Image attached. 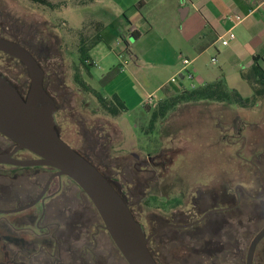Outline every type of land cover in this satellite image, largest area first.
Here are the masks:
<instances>
[{
    "label": "rangeland",
    "instance_id": "374dc122",
    "mask_svg": "<svg viewBox=\"0 0 264 264\" xmlns=\"http://www.w3.org/2000/svg\"><path fill=\"white\" fill-rule=\"evenodd\" d=\"M151 1L153 9L148 15V20H154L160 11L165 19L169 11L168 4ZM47 2L50 7L27 0H0V22L28 25L3 27L25 38L34 55L42 58V65H48V69L56 72L55 85L50 88V92L54 96L56 107L66 108L61 116L56 115V120L62 129L61 136L68 145L76 151L85 152L87 145L84 144L86 137L82 134V124L88 132L101 129L109 137L110 151L102 161L103 169L109 172L118 191L134 205L135 216L131 213L141 224L146 235L164 223H177V219H180L175 217L177 211L186 212L191 209L193 198L198 191L211 193L222 187L232 191L234 187L239 189L237 185L247 186L252 183L260 188L257 170L264 179V98L255 107L248 109L215 102L178 105L163 119L157 120L152 129L148 128L149 117L157 103L146 105L138 112L123 114L119 118L125 119L123 125H127L125 143L123 149H119L117 147L120 145L121 134L113 124L115 120L103 116L94 100L89 95L79 93L71 81L72 68L78 63L77 31L83 29L87 35L92 34L93 26L89 27V22L109 21L118 8L112 0ZM105 65H108V62L103 60L101 64L90 69L89 74L95 81L85 74L83 79L102 96L109 97L111 80L103 82L102 78L116 65L112 64L102 75L101 67ZM0 70L6 71L14 84L19 85V82L27 81L28 86L25 70L2 55ZM227 82L234 88L229 89L235 90L242 99L250 98L252 91L244 80L228 79ZM175 92L171 94L179 93ZM133 146H136L135 149H129ZM145 160L148 163L156 161L160 164L156 167L148 166ZM139 163L155 169V173L139 174V167L134 166ZM145 178L151 179L142 183ZM68 185L66 202L70 205L71 215L85 216L102 224L96 210L81 190L72 181ZM140 187L142 189L138 192ZM77 197L82 200L80 207L76 201ZM55 199L56 206L62 203L58 197ZM199 216L200 213H197L191 220ZM11 217L8 216L9 219ZM212 217L207 216L205 221ZM258 219L249 215L242 218L245 225L250 221V233L242 229L231 233L227 228L224 229L220 237L223 249L217 254L212 251L213 244L207 243L210 235L194 238L193 231L202 227L204 222L194 230H160L149 248L160 264H240V252L245 257L251 239L264 224V221ZM86 231L88 233L81 235L85 243L86 237L94 230L89 227ZM0 232L3 233L0 236V264H29L20 253L23 247L17 238L20 236L31 239V235L13 229ZM3 235H8L9 238L6 239ZM71 235L75 237L77 232L73 231ZM83 242L74 244L72 240V253L57 255L59 260H49L43 254H36L32 264H50L53 261L55 264H127L105 231L96 234L95 247L87 245L89 250L92 248V258L74 252L82 250L85 246L82 247ZM227 244L231 247L230 251L227 250ZM262 246L264 239L259 244L254 263L260 261L259 257L263 259L262 255L258 254ZM78 253L82 260L76 256Z\"/></svg>",
    "mask_w": 264,
    "mask_h": 264
},
{
    "label": "crops",
    "instance_id": "0c3cea01",
    "mask_svg": "<svg viewBox=\"0 0 264 264\" xmlns=\"http://www.w3.org/2000/svg\"><path fill=\"white\" fill-rule=\"evenodd\" d=\"M112 1L118 8L116 14L101 21L102 42L89 54L94 66L108 62L101 67L102 75L112 64L118 68L108 94L123 101L127 108L124 114L140 111L148 105L149 97L151 104L160 102L166 95L163 89L179 91L169 81L181 75L182 59L189 60L186 71L192 75L191 81L178 78L183 88L216 79L233 88L228 79L240 80V72L253 64L254 57L264 70V0H156L157 4L166 2L169 11L165 19L160 11L152 21L148 20L151 0ZM232 14L245 19L233 26L226 18ZM229 29L234 39L222 46L219 38ZM125 121L118 118L113 123L121 134L119 149L125 143Z\"/></svg>",
    "mask_w": 264,
    "mask_h": 264
},
{
    "label": "flooded vegetation",
    "instance_id": "af4514ba",
    "mask_svg": "<svg viewBox=\"0 0 264 264\" xmlns=\"http://www.w3.org/2000/svg\"><path fill=\"white\" fill-rule=\"evenodd\" d=\"M3 26L28 25L25 23L15 24L0 22V38L18 43L33 56L43 71V86L55 102L54 96L52 92H50V88H54L56 72L52 71V69H48V65H42V58L40 56L34 55V53L28 47L29 43L25 42V38L10 32L7 27ZM28 41L32 40L28 39ZM0 55L15 65H19L23 71L25 70L24 66L16 59L1 52ZM24 74L27 77L26 70ZM0 75L5 77L7 81L16 87L21 95L25 94L27 90H25L27 87V81L19 82V85H16L10 81L6 71L0 70ZM65 109L66 108H64V106H57V111L55 113V129L59 137L65 143H67L61 136L62 129L56 120V115L65 113ZM81 127L82 134L86 137L84 144L87 145V148L85 152L78 151V153H80V155H82L87 161L93 164L118 191L114 185V180L111 178L109 172L103 169L104 165H102L103 159L108 156L110 151L109 137L101 129L98 131L94 130L93 132H88L83 124ZM14 148L15 144L0 135V154H8L12 152ZM11 158L18 160H33L36 157L28 151L20 150L11 155ZM144 162L148 166L153 167H156L157 164H160L156 161L148 163V161L145 160ZM147 165H144V163H139L136 165L134 164L135 167H139L137 172L141 175H152L155 173V169H150L149 167L147 168ZM257 172L258 182L260 184V188H262V193H260V188L256 187L253 183L247 186L237 185L239 189L234 187L232 191L227 190L226 187H222L217 192L211 193L208 191H198L195 196L193 195L194 202L191 209L187 210L186 212L177 211L178 213H176L175 217L180 218L177 219V223L172 224L167 222L161 226H158L157 229L163 226L179 225L187 227H163L160 230L170 229L172 231H177L182 228L194 230L197 225L204 222L202 227H199L197 230L195 229L193 231L195 232L193 234L194 238L196 237L199 239L204 238L205 235H210L209 237L211 238L208 239L207 243L211 245L213 244L212 251L214 254L219 253L223 249V244L220 237L222 236V231L224 229L227 228V231H230L231 233L235 232L236 229H242L244 232L250 233L252 231L251 226H248L250 221H248L246 225L242 221V218L247 215L254 216L259 218L260 221H264V179L262 178L260 171L257 170ZM55 173V170L47 167H13L0 164V230L6 232L8 229H13L31 235V239H25L20 236L17 238L19 244L23 247L20 253L24 256L25 260L27 259L28 262H30L29 264L34 262L36 254H43L49 260H55V258L56 260H59L56 256H59L62 253L71 254L73 251L71 241L74 240V244L83 242L81 235L88 233L86 229L89 227L94 231L89 233V235L86 237V243L83 242L82 247L83 245L85 246L82 248V250H75L74 252L77 251L81 255H87L88 257L92 258V248L89 250L87 245L91 244L95 247L96 234L99 231H105L102 227V224H98L95 220H89L85 216L78 217L71 215L70 205H68V202H66V194H68L69 191L68 183L71 180L64 176L57 177ZM147 179L151 178H145L142 183H145ZM141 189L142 187L138 188V192ZM183 193L184 192L181 194L183 195ZM119 194L129 207V210L133 212V215L135 216L133 211L134 205L130 204L127 198L124 197L120 192ZM55 197H58L59 200L62 201V203H60L58 206L55 205ZM76 201L78 202L79 207L82 206L81 199L77 197ZM17 209L23 210L18 212L4 213ZM197 213H200V216L195 220H191L194 219ZM9 215L12 216L11 219L8 218ZM210 215L213 217L205 221L206 217ZM263 227L264 224L258 231H256V234ZM157 229L150 233V235H153L151 236L148 243H151L157 232L160 231H156ZM73 231L77 232L75 237H72L71 235ZM2 234L3 233L0 232V236H2ZM3 237L6 239L9 238L8 235H3ZM263 239L264 237L257 243L255 247L251 264H264V246H262L261 250L258 252L259 255H262L263 259L259 257L260 261L254 263V256L257 254L259 244ZM2 247L4 248L5 246ZM227 250H231V247L228 244ZM79 253L76 256L79 260H82V257L79 256ZM245 260L246 255L243 257L240 252V264H245ZM18 264L25 263L18 262ZM50 264H55V262L53 261V263Z\"/></svg>",
    "mask_w": 264,
    "mask_h": 264
},
{
    "label": "water",
    "instance_id": "95a60500",
    "mask_svg": "<svg viewBox=\"0 0 264 264\" xmlns=\"http://www.w3.org/2000/svg\"><path fill=\"white\" fill-rule=\"evenodd\" d=\"M0 52L20 62L28 79L27 90L21 95L16 87L0 75V135L15 144L12 152L0 154V164L47 167L55 170L57 177L68 178L92 204L103 229L127 264H157L148 250V242L153 234L146 235L106 177L59 137L55 129L57 107L43 86V71L37 61L21 45L3 38H0ZM20 150L28 151L36 158H11ZM263 237L264 227L249 243L245 264H251L255 247Z\"/></svg>",
    "mask_w": 264,
    "mask_h": 264
},
{
    "label": "trees",
    "instance_id": "16d2710c",
    "mask_svg": "<svg viewBox=\"0 0 264 264\" xmlns=\"http://www.w3.org/2000/svg\"><path fill=\"white\" fill-rule=\"evenodd\" d=\"M27 1L31 3L49 5L50 7V4L47 2V0ZM92 26L93 33L90 35L84 33L83 29L77 31L76 56L78 63L72 68L71 81L74 88L79 93L89 95L94 100L98 107V111L103 116L116 120L127 112V108L123 101L115 94L110 95L109 97L102 96L83 79V74L89 75L90 69L94 66L89 54L90 51L97 44L102 42L100 31L103 28V23L90 21L89 27ZM258 59V57H254L253 64L245 71L240 72L241 79L244 80L251 88L252 94L250 98L242 99L235 90L226 87L223 79H216L211 83H206L203 86H199L194 89H183L175 95L168 92V90L166 91L163 89V91L166 92L165 98L158 102L154 110L151 111L148 128L152 129L153 124L157 120L163 119L170 110L177 107L178 105L186 103L215 102L235 105L237 107L246 109L255 107L256 104L264 98V70L258 63ZM117 72V67L112 68V70L102 78V81L104 82L111 80ZM120 141L121 139L119 142ZM149 246L150 243H148V248ZM148 250L150 251V248ZM151 255L153 256L156 263L160 264L152 253Z\"/></svg>",
    "mask_w": 264,
    "mask_h": 264
},
{
    "label": "built area",
    "instance_id": "2783aa9c",
    "mask_svg": "<svg viewBox=\"0 0 264 264\" xmlns=\"http://www.w3.org/2000/svg\"><path fill=\"white\" fill-rule=\"evenodd\" d=\"M226 18H227V20L232 22L233 26H235V25H238L239 23H241L245 19V16L240 15V14H232V15H228ZM233 39H234V33L232 32V29L227 30L225 32V34L219 38L220 44L222 46L227 45V43ZM212 61H213V59H212ZM188 64H189V60L182 59V61H181V65H182L181 75L180 74L175 75L169 81L171 84H174L178 88L179 91H181L183 89H194V88H196V86H194L193 84H190L187 88H183L182 85H180V83L178 82V78H181L183 76L187 80H190V81L192 80L191 73L186 71V67ZM151 102H152V97H149L147 104L150 105Z\"/></svg>",
    "mask_w": 264,
    "mask_h": 264
}]
</instances>
